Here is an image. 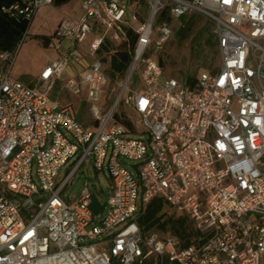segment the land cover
<instances>
[{
	"label": "built area",
	"instance_id": "built-area-1",
	"mask_svg": "<svg viewBox=\"0 0 264 264\" xmlns=\"http://www.w3.org/2000/svg\"><path fill=\"white\" fill-rule=\"evenodd\" d=\"M80 2L83 14L59 23L57 57L34 85L10 79L18 51L0 54V264H264V0H146L143 18L130 0ZM53 4L25 0L15 9L33 20ZM193 14L212 22L221 62L189 83L167 74L151 46ZM122 25L138 41L103 109L112 79L96 53L105 38H120ZM83 58L86 69L70 73ZM64 77L68 93L87 85L91 125L52 99ZM122 101L137 114L128 116L135 131L113 123ZM91 157L109 173L103 216L88 185L80 183L76 201L66 197ZM156 197L190 217L198 243L142 231L138 215Z\"/></svg>",
	"mask_w": 264,
	"mask_h": 264
},
{
	"label": "rangeland",
	"instance_id": "rangeland-1",
	"mask_svg": "<svg viewBox=\"0 0 264 264\" xmlns=\"http://www.w3.org/2000/svg\"><path fill=\"white\" fill-rule=\"evenodd\" d=\"M73 5L78 6V1L75 0L72 6ZM72 6L67 8L71 9ZM45 9H47L46 6L40 8L36 18L34 17L33 22L31 23L26 36L27 40L25 41L26 38L24 39L25 42H23L22 46L20 47V51L17 52V56H19L15 71L20 67H26L25 70H34L42 58H44L45 52L42 50L38 51L40 47L39 41H42L43 37L50 36L45 34L48 32L53 33L54 27V17L49 13L42 14V11ZM72 12L77 14L75 11ZM210 22L211 21L205 17L198 18L196 20L193 34H191V36L185 40H180L175 34V32L181 26L180 23L175 22L173 34L170 36V38L161 46L156 43L151 46V54L156 58H161L167 74L182 80L186 75L197 76L203 70H207L209 68L212 69L216 66H219L221 57L217 51V48H210L206 44V41L212 38L213 33ZM141 24V21L132 22V25L135 29L139 28ZM103 34L104 31L102 30L96 33H90L85 40V44L90 46L92 40L102 37ZM116 80V78H113L112 81L109 80L108 84L103 88L101 104L104 102H109L110 105L113 104V101L117 97L118 93ZM136 82L137 77L134 78V83L136 84ZM134 83L132 86H134ZM140 86L143 87V84L140 83ZM69 102L73 103L76 111H78L81 103L78 101L77 96L71 93L61 95V106H66L69 104ZM117 111L127 113L132 119L137 118L135 111L129 107L125 101H122V103L118 105ZM83 116L85 125L87 124L89 126L94 122V118H92L91 114H89L87 111H85ZM94 162V157L89 158L85 162V164L76 174L75 186L69 187L66 191V197H70L72 202L76 201L79 197L81 189H79L74 195L72 194L78 183H82L83 187L88 185L92 194L98 199L99 204L104 208V211L101 214L103 216L108 212L109 209L107 202L110 198L109 193L111 185L108 171L105 170L97 172ZM125 162L131 165L128 160H125ZM68 168L69 167L66 166L62 169L58 177L59 180L64 176ZM166 213L167 216L178 215L176 212L171 210H166ZM156 232L162 234L160 231Z\"/></svg>",
	"mask_w": 264,
	"mask_h": 264
},
{
	"label": "trees",
	"instance_id": "trees-1",
	"mask_svg": "<svg viewBox=\"0 0 264 264\" xmlns=\"http://www.w3.org/2000/svg\"><path fill=\"white\" fill-rule=\"evenodd\" d=\"M72 0H54V5L63 6L70 3ZM25 5V0H0V54L4 52L18 51L27 32L31 26L32 19L26 18L19 13L18 8ZM130 5L138 12L145 16L148 11L146 0H130ZM165 17V15H163ZM162 17V18H163ZM201 15H191L185 17L181 21V26L175 32L180 40H185L193 34L196 20L201 18ZM213 29V24L210 22ZM118 31L120 38L118 40L105 38L101 46L97 50V57L103 62L104 67L109 73L111 79H123L128 73L133 61L135 48L138 41V35L132 27L119 26ZM213 31V30H212ZM154 40L156 35H154ZM49 37H43L42 43L47 45ZM210 48H217V38L212 33V38L206 41ZM151 52V51H150ZM160 65L164 68L161 58L157 57ZM0 64V73L3 70ZM211 69V68H209ZM165 70V69H164ZM211 70H215L212 68ZM166 72V71H165ZM189 83L195 76L186 75ZM113 123H119L127 126L131 131H135L133 122L128 118L125 112L116 111ZM166 210L176 212L178 215L167 216ZM137 221L144 233H157L160 231L162 236H177L182 240L183 246H189L193 243H198L201 233L196 229L193 221L189 216L178 213L175 208L169 205L163 198L156 197L141 210Z\"/></svg>",
	"mask_w": 264,
	"mask_h": 264
},
{
	"label": "crops",
	"instance_id": "crops-1",
	"mask_svg": "<svg viewBox=\"0 0 264 264\" xmlns=\"http://www.w3.org/2000/svg\"><path fill=\"white\" fill-rule=\"evenodd\" d=\"M74 1L75 0H72L70 3L63 5V6H56L54 4L51 6H46L47 9L42 11V14L49 13L54 17L53 33L48 32L47 34H45V35H50V36H47V37H49L48 44L44 45L42 43V41H39L40 47H39L38 51L42 50L43 52H45L44 58H42V60L38 63V65L34 68V70H30V69L25 70L26 67L25 68L20 67L15 71V67L17 65L18 56H19L18 55L16 58V61H15V64L13 65V67L11 69V73H10V79L11 80L23 81V82H26V83L31 84V85H34L39 80L40 74L46 66V59L48 57H50V58H56L57 57V53H55L52 48H53V44L55 43L54 34H55V31H56L59 23L65 18H70V17L79 18L83 14L82 4H81L80 0H77L78 6L77 5L72 6ZM69 6H72V8L68 9ZM72 11L77 12V14H74V12H72ZM38 12H39V10L37 11L36 15L34 16L35 18L37 16ZM32 22H33V20H32ZM26 40H27V37H26L25 41ZM19 51H20V48L18 49V52ZM90 62H91L90 59L83 58L80 62L75 63L74 65L71 66L70 73L76 74L77 72L85 70L87 65ZM66 93H68V92L65 89V77H64V78H62V80L58 81L57 85L55 86V89L52 93V99L58 100L60 102L61 95H64ZM87 93H88V87H87V85L83 84L80 94L75 95V96H77L78 101L81 103L80 108L82 106L84 107V110L82 112L83 123H84V116L83 115H84L85 111H87L89 114H91L89 111V105L87 102V95H88ZM68 105H73V103L69 102ZM101 106L103 109H106L107 107L110 106V104H109V102H104L101 104ZM73 107H74V105H73ZM86 126H87V124H86Z\"/></svg>",
	"mask_w": 264,
	"mask_h": 264
},
{
	"label": "water",
	"instance_id": "water-1",
	"mask_svg": "<svg viewBox=\"0 0 264 264\" xmlns=\"http://www.w3.org/2000/svg\"><path fill=\"white\" fill-rule=\"evenodd\" d=\"M84 110V107L82 106L81 108H79L78 112H77V120L78 122H82V112ZM80 183L76 186L75 191H77L78 187H79ZM96 202L97 200L95 199L91 205L93 211H97V206H96Z\"/></svg>",
	"mask_w": 264,
	"mask_h": 264
}]
</instances>
